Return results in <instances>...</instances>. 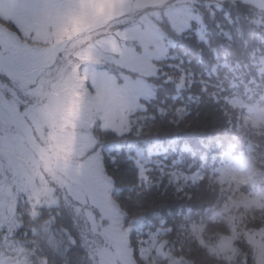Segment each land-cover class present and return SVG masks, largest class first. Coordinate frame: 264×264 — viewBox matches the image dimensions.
<instances>
[{"label":"rangeland","instance_id":"obj_1","mask_svg":"<svg viewBox=\"0 0 264 264\" xmlns=\"http://www.w3.org/2000/svg\"><path fill=\"white\" fill-rule=\"evenodd\" d=\"M216 1L220 0H212ZM242 1L256 8L258 22L264 25V0ZM209 2L0 0V17L18 30L0 22V71H11L19 80L16 86L28 90L32 100L23 115L15 112V94L7 99L0 95L4 109L0 116V264H185L167 251L163 229L159 228L165 227V220L148 219L146 226L155 228L145 227V237L137 239L141 250L134 251L130 228L142 233L144 223L141 218L128 219L113 196L112 176L104 169L100 154L103 142L94 126L99 122L101 128L119 134L128 130L129 117L141 107L142 98L155 95L153 79L160 77L159 65L170 56L166 41H172L171 33L182 32L191 20L201 24L196 5ZM238 13L245 29L251 27L243 11L238 9ZM160 21H168L171 31L166 32ZM258 30L245 45L227 49L239 53L235 67L238 76L230 79L239 86L229 84L227 72L216 66L218 59L212 61V70L222 80L215 91L220 102L217 108L223 113L220 118L235 116L236 122L256 137L251 150L254 154L225 153L220 157L222 154L215 152L190 158V164L198 167L190 172L189 180H204V189L215 192L212 201L220 205L206 208V217L214 227L227 232L238 228L240 207L253 208L254 215L264 213V34ZM205 36L213 42L208 34ZM201 53L207 60L212 57L209 50ZM209 64L200 63L203 81L213 77L212 70L207 69ZM33 68L42 72L35 77L24 75ZM5 88L0 84V93ZM231 96L236 98L230 102L238 106L233 110L226 102ZM207 103L205 99L203 104ZM142 149H137L136 156ZM166 157L159 154L153 161L164 163ZM174 157L172 168L181 165L178 153ZM139 166L145 176L149 169L143 162ZM167 178L154 186L159 194L163 192V198L165 189L170 191ZM143 179L150 178L146 175ZM21 195L37 212L42 206L52 207L51 215H33L32 210H26L31 223L24 229L27 237L16 233ZM168 206L164 202L162 208L141 216L154 217L164 210L171 213ZM179 217L171 218L168 230L172 225L183 226L186 218ZM203 221L187 220L184 224L192 227L201 242L199 233L206 231ZM70 238L76 240L75 245ZM230 241L227 236L218 237L210 250L217 254L232 251L227 245ZM248 241L255 264H264V227L250 232Z\"/></svg>","mask_w":264,"mask_h":264},{"label":"trees","instance_id":"obj_2","mask_svg":"<svg viewBox=\"0 0 264 264\" xmlns=\"http://www.w3.org/2000/svg\"><path fill=\"white\" fill-rule=\"evenodd\" d=\"M247 5L248 3L242 0L216 2L210 0L207 5L197 4L196 11L202 16L201 24L191 20L189 27L182 32L171 33L172 41H166L170 56L165 57L159 65L160 77L153 79L157 87L155 95L151 99L142 98L141 107L129 117L128 130L119 134L101 128L99 122L94 126L95 133L103 142L100 154L104 169L112 176L113 196L117 197L128 219L141 218L139 220L144 223L142 233L139 229L137 231L130 228L131 242L136 244V247L133 245L134 251L141 250L137 239L140 235L145 237V227L150 225L146 226L148 219L151 222L154 219L165 220V227H159L163 229L162 238L171 258L180 259V262L184 261L185 264H255L256 262L248 234L264 227V213L262 216L254 215L253 208L245 210L240 207L242 214L235 232L221 230L220 226L214 227L206 217L208 213L206 208L212 209L213 206L220 208V205L212 201L215 192H207L204 189V180H189L193 170L198 167L190 164V158L211 156L215 152L221 153L220 157L225 153L246 156L254 154L251 150L255 148L256 137L244 130L242 123L236 122L235 116L220 118L223 113L217 108L220 102L215 98V91L219 89L218 86H222V80L216 71L212 70V66L215 65L212 61L218 59L216 66L227 72L229 84L239 86L237 81L230 80L238 76L235 67L239 53L227 49L235 44L248 43V37L258 28L257 33L259 32L261 36L264 34V25L258 22L256 8H249ZM237 8L248 17L249 20L245 19L252 24L251 27L245 29ZM0 22L18 32L12 23L1 17ZM159 24L167 30L166 32L171 31L168 21H160ZM205 34L213 38V42L209 43ZM213 34L217 37L214 38ZM206 50L212 52V57L208 60L201 53ZM227 55L228 59L225 60ZM208 61L210 64L207 69L210 72L212 70L213 77L203 81L199 66L200 63L205 64ZM148 80L152 81L150 77ZM262 84L264 87V80ZM188 86L187 93L182 94L181 91ZM162 87L163 91L159 92ZM174 88L175 90L172 91ZM261 90L264 93V89ZM235 98L231 96L230 100L226 101L231 110L238 107L233 104ZM205 99L208 100L206 105L203 104ZM245 104L243 103V107H246ZM139 147L144 149L136 156ZM175 152L181 158V165L172 168L171 161L175 158ZM159 154L168 156L166 162L153 161ZM150 161L154 164H150ZM141 162L146 169H149L146 172L149 181H145L143 178L146 175L140 173ZM256 166L258 167L257 163ZM151 173L155 175L152 177ZM186 174L187 177L184 176ZM163 177H168L166 184L170 188V191L168 188L165 189L167 195L164 198L163 192L159 194L158 189L154 187ZM207 182L218 183L216 180V183L208 180ZM18 198L19 205L15 220L21 227L18 225L16 233L20 237H27V230L24 229L27 226L31 227V223L26 210H32L33 215L37 210L30 206L24 195ZM164 202L169 204L171 213L162 209L164 211L154 217L141 216L143 213L162 208ZM51 209L52 207L42 206L37 213L47 212L51 215L49 214ZM38 217L40 218V214ZM177 217L186 218L185 223L187 220H204L203 222L207 223H204L206 231L199 233L203 242L198 239L192 227L187 224L185 226V223L182 224L183 226L172 225V229L168 230L170 226L167 223L171 218ZM149 228L153 230L155 227ZM225 236L231 239L227 245L233 250L219 254L212 252L210 246L217 242L218 237ZM54 254L57 256L56 252ZM138 257L140 258V254Z\"/></svg>","mask_w":264,"mask_h":264},{"label":"snow or ice","instance_id":"obj_3","mask_svg":"<svg viewBox=\"0 0 264 264\" xmlns=\"http://www.w3.org/2000/svg\"><path fill=\"white\" fill-rule=\"evenodd\" d=\"M42 72L41 68H33L31 71H25L24 75L35 77ZM0 84H4L7 86L5 90L0 93L3 95L5 99L14 95V103H15V112L18 114L26 115L29 111V108L32 104V100L29 98L30 93L28 90H24L22 88L17 87L19 84V80L12 74L11 71L5 72L0 71ZM11 89V91H8ZM21 109L23 112L21 113ZM4 109L3 106L0 105V116L3 115ZM114 159V158H113ZM72 245L76 244V240L74 238H70L69 241Z\"/></svg>","mask_w":264,"mask_h":264}]
</instances>
